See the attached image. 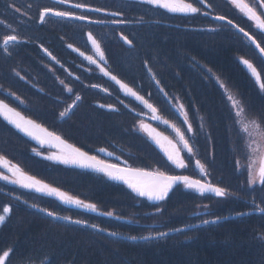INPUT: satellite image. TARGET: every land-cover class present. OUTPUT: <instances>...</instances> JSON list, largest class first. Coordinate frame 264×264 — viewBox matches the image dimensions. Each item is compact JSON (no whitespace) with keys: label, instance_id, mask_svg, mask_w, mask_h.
I'll list each match as a JSON object with an SVG mask.
<instances>
[{"label":"trees","instance_id":"16d2710c","mask_svg":"<svg viewBox=\"0 0 264 264\" xmlns=\"http://www.w3.org/2000/svg\"><path fill=\"white\" fill-rule=\"evenodd\" d=\"M244 1L254 4V0ZM45 2L24 0L21 5L18 2L17 8L23 11V15L28 10L37 22L29 27L32 35L45 34V25L39 24V11L45 7ZM89 2L97 8L122 12L124 20L126 15L142 16L134 19V24L129 27L112 28L108 25L96 28L86 25V28L98 34L99 39L96 40L106 58L102 61L103 65L122 83H127L144 96L158 112L161 110L165 120L172 121L175 116L168 102L169 99L172 102L175 92L181 94L186 108V104L190 105L197 116V138L189 169L178 172L167 161L165 154L140 134L139 111L146 110L116 86L114 92L127 97L129 107L125 108L116 99L114 104L116 102L118 108L79 105L64 121L59 120V113L65 107L52 104L61 90L51 78H45L48 73L44 67L56 68L60 70V75L69 65L70 58L55 46L61 44L60 39H20V44L11 46V55L0 51V100L12 104L11 107L27 118L61 132L78 147H81L80 143H88L95 150L103 147L128 154L132 167L158 169L194 179L207 178L211 184L227 189L228 199L216 197L213 193L199 194L181 184L169 193L166 201L154 203L142 200L130 189L99 174L48 164L39 156H34L33 144L0 117L1 156L18 165L26 174L86 202L95 203L100 213L114 212L120 217L116 219L61 206L62 203L41 194H21L18 192L20 189L0 183V189L9 193L0 192V214L5 206L12 209L4 225L0 226V254L3 250H11L9 260L12 264H47L49 259L51 264H264V239H261L264 238L263 216L207 224L188 229L186 233L176 231L165 238L147 242H128L108 235V232H115L139 238L149 233L155 235L156 230L171 232L202 223V219L210 221L239 213L235 197L236 173L230 158H235L236 152L245 157L244 139L243 150L239 152L236 145V138L240 136L237 132L239 124L234 125L230 119L225 92L220 84H227L232 93L242 100L248 116L262 125L264 121L261 118L264 116L255 110V103L264 99V93L248 77L240 60L252 62L262 71L263 80L264 61L231 26L214 22L204 17L203 12L232 20L253 35L262 47L264 32L256 30L252 20L241 13L231 0H205L204 5L197 0H185L201 8V12L192 16L179 14L172 19L174 24L160 23L169 20L166 14L163 18L155 6H142L138 0H116L114 4L109 0ZM16 3L17 0H0V18L9 21L12 27L19 18L28 23L27 18L11 7ZM88 15L110 19L103 12ZM19 30L15 29L13 34L27 31L24 27ZM121 32L132 41L131 46L120 39ZM9 34V29L0 24V40ZM45 49L56 58V63L59 61L57 65L46 58ZM147 69H151V75ZM78 78V83H82ZM161 89L167 97H162ZM95 94L100 96L98 92ZM13 96L24 98L27 102L35 100L37 104L20 106L11 100ZM44 101L48 102L43 104ZM228 136L234 144L232 153L227 149ZM197 159L205 166L207 177H203L196 168ZM17 195L20 199H16ZM35 200L44 205L35 204ZM33 204L96 224L107 231L98 232L90 227L52 219L31 209ZM157 206L163 211L156 213ZM29 255L31 259L26 261L24 258Z\"/></svg>","mask_w":264,"mask_h":264},{"label":"snow or ice","instance_id":"6c2138e0","mask_svg":"<svg viewBox=\"0 0 264 264\" xmlns=\"http://www.w3.org/2000/svg\"><path fill=\"white\" fill-rule=\"evenodd\" d=\"M55 3L63 5L67 3V0H55ZM138 3L148 6H155L158 9L166 10L168 13L176 14H196L201 12V8L194 6L193 3H186L185 0H138ZM197 3L202 5L205 4V0H197ZM231 3L234 4L241 13H243L249 20L256 22V27L258 30L264 32V18H261V15L257 13L255 8L250 6L248 3H245L244 0H231ZM260 3L264 4V0H260ZM207 7V5H205ZM14 7V6H13ZM73 9H83L87 13H100L103 12L106 17L110 19L107 20H92L88 15L80 14L76 15L71 11H63L58 10L55 7H44L39 11V22L43 24L45 22V18H67L71 20L77 21H87L90 24H111L114 26L125 25L129 23L123 19V13L120 11H109L107 9H101L96 7H91L87 4H73ZM15 11L19 12L20 9L16 8ZM26 15V13H25ZM203 15L208 16L209 13L207 11L203 12ZM212 19L216 21H225L226 17L224 16H214ZM227 25L238 28V31L243 34V37L246 38L248 42L251 43L252 46L256 50H258V54L262 60H264V47L261 46L259 42H257L256 38L253 35H250L248 31L244 28L239 27L238 25H234L233 21L228 19ZM119 31V29H117ZM215 31V29H211ZM120 39L127 45L131 46L132 41L128 39L127 36H124L121 32ZM87 40L91 42L92 48L95 49L96 54L98 55L101 61H104L105 55L101 50V46L98 41L92 36V33H87ZM21 43L20 38L16 34H11L3 37L0 40V51H3L6 55H11L10 48L13 45H18ZM68 48H73V45H67ZM74 51H79L78 49H74ZM47 52V49H45ZM81 56L90 63L97 64V61L93 59L92 56H85L83 52H80ZM48 56L52 58V60H56L54 56L50 52H48ZM243 65L247 67L251 71L252 76L255 78V81L259 84L260 89H264V80L261 78V73L257 70V68L250 62L248 59H242L241 61ZM59 63V61H57ZM104 76H109L112 81H114L117 85H119L120 89L123 90L125 94H129L135 98V100L142 102L147 109L151 112L155 113L157 109L148 102L147 99L142 95H138L136 91L133 90L127 83H122L116 75L110 74L108 71L103 68L100 69ZM148 73L151 75V69H147ZM19 76V73H16ZM77 79H79L77 77ZM219 82V78H217ZM63 84V81H60ZM157 86L159 85V81H156ZM221 88L224 89L225 92V102L229 107V115L233 124H239V129L237 132L239 133L241 130L244 133L251 134L252 129H256L258 127L255 119H249L247 112L240 100H238L235 96H233L228 88L220 84ZM66 87V90L69 94H72V89L70 87ZM92 87H96V85H92ZM106 91V89H105ZM163 91V89H161ZM167 97V94H165ZM19 100V97H16ZM82 98L79 95L74 96L73 104L65 107L63 111L59 113L61 119L69 117L72 109L77 106V102H79ZM169 103L171 100L169 99ZM22 103V101H21ZM101 107H104L101 105ZM184 109L183 104H180L178 109H174L177 114L181 110ZM116 111V109H112ZM0 117H3L8 124L12 125L19 132L23 133L25 136L30 137L34 140L37 145L41 148L48 147L50 149H55V153L51 155L44 156L45 159L49 161H54L62 165L72 166L74 168L91 170L96 173L103 174L108 180L121 182L127 186L131 192L135 193L137 197H146L150 201L163 202L166 201L169 193L173 190L176 185L182 184L187 189L194 190L199 194L204 193H213L216 197H226L229 193L228 190L215 186L211 184L209 181L202 179H193L187 175H171L166 172L159 171L158 169H147L141 167H132L127 163V161L123 162V166H120L118 163H110L105 159H102L99 153H104L108 157L113 156V152L108 151L106 148H98L96 150V154H92L89 150H84V148L78 147L75 144L69 143L66 139H64L60 134L55 131H50L47 127L43 126L41 123H38L36 120L27 118L16 108L11 107L4 100H0ZM264 121V117L261 118ZM163 123L167 124L168 121H163ZM179 136L180 141L183 144V147L187 149L189 154L193 153L192 147L189 145V140L185 138L184 133L181 132L179 128H176L175 125L172 126ZM140 128H142L149 137L160 147V149L165 154L167 161L171 162L178 169L187 168V163L183 159L181 155L180 146L173 142L168 136L163 135L158 132L155 128L150 127L148 124L141 123ZM187 131L192 132V126L190 123L187 124ZM32 151L37 155L41 156L42 152L37 148H33ZM117 159H119L117 157ZM196 166L203 172L204 165L197 159L195 161ZM237 166H239V161H237ZM0 168H6L7 172L10 175H3L0 173V180L6 181L13 185H18L22 189L29 190L31 192L39 193L41 195H45L48 197H53L60 201L62 204L67 206H74L77 209H82L90 212H97V205L95 203L86 202L83 199H80L76 196L70 195L69 193L60 190L57 187H53L44 181L37 179L35 176L26 174L18 165L12 164L5 157L0 156ZM206 175V173H205ZM258 183L261 186V191H264V164L259 167L258 177L254 171L249 170L248 174V183L250 185H255ZM16 199H20V197H16ZM24 203H28L27 200H24ZM264 201L257 203L255 198H252V206L253 210L249 213H240V215H251L254 213L264 214ZM32 207L37 208L39 211L44 212L48 217H51L55 220H64L70 224L81 225L83 227H90L95 229L98 232L107 231L104 228L98 227L96 224H89L85 220L74 219L72 216L61 215L58 212L51 211L47 208L39 207L38 205L33 204ZM12 209L8 206L3 207L2 214H0V226H3L6 219L10 216ZM163 209L160 206H157L156 213L162 212ZM101 215H107L109 217H114L119 219V216H116L114 212L100 213ZM217 220L209 221L207 219H202L203 224L216 223ZM193 227H195L193 225ZM177 232L186 233L187 229H175ZM108 235L115 236L117 233L108 232ZM169 235L166 231L156 230L155 235L149 233L148 235L139 237V239L144 240H158L161 238H165ZM128 239L133 241L137 240V236H129ZM264 239V238H261ZM12 254L11 250H3L2 254H0V264H12L9 260L10 255ZM26 261L31 259V255L24 258ZM47 264H51V260L47 261Z\"/></svg>","mask_w":264,"mask_h":264},{"label":"flooded vegetation","instance_id":"af4514ba","mask_svg":"<svg viewBox=\"0 0 264 264\" xmlns=\"http://www.w3.org/2000/svg\"><path fill=\"white\" fill-rule=\"evenodd\" d=\"M45 2V7H55L58 10H63V11H71L76 15H80V14H93V13H87L84 10L81 9H73L72 5L73 4H77V3H81V4H87L91 7H96L94 5V3L89 2L90 0H67V3L60 5L55 3V0H44ZM110 3L114 4L116 2V0H109ZM144 6V5H142ZM148 6V5H146ZM252 7L255 8V10L257 11V13L259 15H261V18H264V7L262 6V4L260 3L259 0H254V4H252ZM153 8V7H152ZM156 9V11H158L159 15L166 14L167 19L169 20H164V21H160V23H169V24H174V20H172L173 18H175L176 16H178L180 13H176V14H172V13H168L166 10L163 9H158L156 7H154ZM33 9V8H32ZM26 16L31 17L33 19H28L26 24H28L27 26L24 27L25 30L24 32H19L20 35H18V37L20 39H60L61 40V44H56L55 46L60 47L64 53L65 56L70 58L69 60V65L66 66L63 70L64 73L61 72V74L59 75L58 72L60 70H57L56 68L53 67H44L46 72L48 73V75L45 78H51V81H54L56 86H58L61 90L59 96L54 97L56 101L53 102V106H57V107H67L71 104H73L74 102V96L75 95H79L82 99L77 102V106L79 105H83V107H85V105H93V106H101L103 105L104 107H114V108H118L116 102L118 101L121 105L126 107H129V102L127 101V97H123L121 95H116V91L114 92L115 88L114 86L120 88L114 81H112L110 79L109 76H104L103 72L100 70L101 68H103L104 70L108 71L110 73V70L108 68H106L103 65V62L99 59L98 55L95 52V49L92 48L91 46V42L87 40V33L91 32L92 36L96 38L95 35H93V31L89 30L86 28L87 26H92V27H106V26H111L112 28L114 27H129L132 26L134 24V19H139L142 18V16L139 15H126L125 19L126 21H129V23L125 24V25H118V26H114L111 24H90L87 21H77V20H71V19H67V18H59L57 20H50V18H46L45 22L43 24H39L44 26L45 25V34L44 35H32L31 33H29V27L35 23V19L34 16L32 15V13H30V11H26ZM98 15V14H95ZM186 15V14H183ZM188 16H192V14H187ZM90 17V19L92 20H103V19H96V18H92L91 15H88ZM139 17V18H137ZM58 18V17H55ZM164 18V17H163ZM254 28L256 27V22L252 21ZM136 23H140V21H136ZM37 24V22H36ZM35 24V25H36ZM34 25V26H35ZM21 33H24L26 35H21ZM73 45L74 49H78L79 51H74L73 48H68L67 45ZM52 45V43H51ZM54 45V44H53ZM80 52H83L85 56H92L93 59H95L97 61V64H90L85 58L84 56L80 55ZM105 55V53H104ZM46 58L48 60H50L53 64L57 65L56 62H54L51 58L47 57V53H46ZM242 61V59H241ZM248 77H250L253 81L254 79L251 76V71L248 69H245ZM262 74V71H260ZM111 74V73H110ZM77 76L80 77V79L82 80V83H78L79 79H77ZM60 81H63L64 83L61 84ZM92 85H96V87H92ZM70 87L72 89V94H69L66 90V87ZM252 86V85H251ZM255 86L257 88L258 85L255 83ZM247 87L249 88V86L247 85ZM106 89V91H105ZM122 90V89H121ZM95 92H98L100 94V96H96ZM123 92V90H122ZM161 94L163 95L162 97H165L163 91H160ZM124 93V92H123ZM226 95V94H225ZM20 98V97H19ZM238 100H240L242 102V100L239 97H236ZM116 99V102L114 104V100ZM20 100L22 101V103H18V105L20 106H32V105H36L37 101L32 100L27 102V100H25L24 98H20ZM47 100V99H45ZM48 101H44V103H46ZM173 108V111L175 113V116L172 117V121H169V123L175 125L176 128H179L181 130V132L184 133V136L186 139L189 140V145L192 147L193 149V153L189 154L187 152V149H185L183 147L182 142L180 141L179 136L176 134V132H174L170 127L165 126V124L163 123V121H165L163 115H162V111L159 110L158 114L161 117V121L160 122H156L154 120V116L151 112H149L147 109L146 112L144 111H139V115L141 118V123L144 124H148L150 127L155 128L158 132L162 133L165 136H168L169 138H171L173 140V142L177 143L180 146L181 149V155L183 157V159L185 160V162L187 163V168L184 169H178V172H182L185 169H189V161L191 160V157L194 156V148H195V142H196V138H197V134L195 132V130L197 129L195 127L196 125V121H197V116L196 114H194V111L192 110V108L190 107V105L187 108L184 106V101L182 100V96L180 93L175 92L173 97H172V102H170ZM180 104H183L184 109L181 110L179 112V114H177V112L174 109H178ZM243 104V102H242ZM46 105V104H45ZM12 106V105H11ZM47 106V105H46ZM162 106V104H161ZM246 110V109H245ZM64 121V119L62 120ZM167 121V120H166ZM190 123L192 126L193 131L192 132H188L187 131V124ZM46 126V125H45ZM65 126V125H64ZM259 128L263 131L264 133V123L262 125H259ZM142 128H139V130H141ZM50 131H55L58 134H60L64 139H66L69 143H72L68 138H66L61 132H58L56 130H53L51 127L49 128ZM144 133V132H143ZM145 134V133H144ZM146 135V134H145ZM240 136H237L236 140V145H237V150L239 152H242V138L243 135L241 134V132H239ZM264 137V134H262ZM147 136V135H146ZM150 140L151 137H150ZM153 141V140H152ZM33 142L37 145V143L33 140ZM154 142V141H153ZM227 149L230 150V152L232 153L233 150V146L234 144L232 143L231 138L228 136L227 139ZM73 144V143H72ZM155 146L160 150V147L154 142ZM92 144H81L80 146H82L84 148V150H89L92 154H96V150L91 148ZM244 146H245V142H244ZM37 149L41 150V147L39 145H37ZM107 149V148H106ZM49 150H53L55 151V149H50L48 147H43L42 151H49ZM108 151H111L109 149H107ZM112 152V151H111ZM245 157H240V155L238 154V152H236L235 154V164L233 165L231 163V167L232 169L235 171L236 173V204L238 206V211L239 214L240 213H249L253 210V206H252V198H255V200L257 201V203H260L261 201H264V191H261V186L258 183V179H257V184L255 185H250L248 183V174H249V170L251 169L252 171L255 172V174L258 177V172H259V167L264 164V141L263 144L258 148V152H257V156L255 158V156H253L251 150H245ZM100 157L102 159H105L106 161L110 162V163H118L120 164V166H123V162L127 161V163L130 165V162L132 161L131 158L125 154H119L115 151H113V156L112 157H108L107 155H105L104 153H99ZM117 157L119 159H117ZM237 161H239V166H237ZM48 162H53V161H49ZM68 166V165H67ZM71 168H74L72 166H69ZM79 169V168H77ZM82 171H87V172H91L94 174H99L101 176H103V174L100 173H96L93 172L91 170H86V169H79ZM103 178H105L106 180H108L105 176H103ZM110 181V180H109ZM114 182V181H112ZM123 186H126L125 184L118 182ZM225 200L228 199V196L226 197H222ZM264 206V205H262ZM256 216H263L264 215H256ZM243 218H247V217H243Z\"/></svg>","mask_w":264,"mask_h":264},{"label":"rangeland","instance_id":"374dc122","mask_svg":"<svg viewBox=\"0 0 264 264\" xmlns=\"http://www.w3.org/2000/svg\"><path fill=\"white\" fill-rule=\"evenodd\" d=\"M21 1H24V0H17V3L16 4H13V5H11V7L13 8V9H16L17 8V6H18V2H19V5H21ZM14 6V7H13ZM25 11V10H24ZM19 14L21 15V16H23V18L25 17V18H27V19H33V18H31V17H28V16H26L25 14L23 15V11L22 10H20L19 11ZM92 18H96V17H94V16H92ZM1 20H0V24H2V25H4L5 26V29H9V32H10V34L9 35H11V34H13V31L15 32V29H16V31H18L19 29L21 30L22 29V27H25V26H27L28 24H26L25 23V20L24 19H18V22H17V24H15L14 25V27H12L10 24H9V21H7L6 19H4V18H0ZM96 19H98V18H96ZM36 24V20H35V23L34 24H32L33 26ZM19 30V31H20ZM225 84V83H224ZM223 84V85H224ZM225 86L228 88V90H229V92L233 95V91L227 86V84H225ZM233 96H235V95H233ZM16 97L17 96H13V98L11 99V100H13V101H15L16 103H21V100L19 99V100H17L16 99ZM236 97V96H235ZM8 103V102H7ZM10 106L12 105V104H10V103H8ZM243 106H244V104H243ZM14 108V107H13ZM244 108H245V106H244ZM246 109V108H245ZM72 110H74V108L72 109ZM249 117V116H248ZM249 119L251 120V119H254V118H251V117H249ZM7 122V121H6ZM256 123H257V125H258V127L256 128V129H252L251 130V134L249 135L248 133H244L242 130H241V134L243 135V139H244V142H245V150H251V152H252V154H253V156H255V158H256V156H257V152H258V148L263 144V141H264V137H263V135L262 134H264L263 133V131L259 128V125H260V123L256 120ZM10 125V124H9ZM12 128H14L12 125H10ZM49 129V128H48ZM14 130H15V128H14ZM141 131L142 132H144L147 136H148V134L143 130V129H141ZM149 137V136H148ZM150 138V137H149ZM171 139V138H170ZM172 140V139H171ZM39 151H41L42 152V155H41V157L43 158V159H45L44 158V156H46V155H51V154H53V153H55V151H52L51 152V150H49V151H42V148H41V150H39ZM46 160V163H48V164H56V165H61V164H59V163H57V162H48V160L47 159H45ZM65 166V165H64ZM67 166V165H66ZM68 168H71V167H69V166H67ZM0 173H2L3 175H10L8 172H7V169L6 168H0ZM38 179V178H37ZM41 180V179H40ZM43 181V180H42ZM4 182H6V181H3V180H0V183H4ZM8 182H6V183H4V184H6V187H10L9 185H11V186H14V187H16V189H20V190H18V192L19 193H21V194H32L31 193V191H29V190H26V189H22V188H20L18 185H13V184H11V183H8ZM45 183H47V182H45ZM49 184V183H48ZM50 185V184H49ZM52 186V185H51ZM11 188V187H10ZM17 191V190H16ZM24 191V192H23ZM36 194H39V193H36ZM36 194H33V196H35ZM71 195V194H70ZM21 196V195H20ZM43 196H45V195H43ZM45 197H48V196H45ZM48 198H50L49 200H52V201H55V202H57V203H59V204H61V202L60 201H58L57 199H55V198H53V197H48ZM35 202V204L37 203V204H39V205H44L43 204V202H41V201H34ZM61 206H64V204H61ZM65 206H67V205H65ZM93 213H98V210H97V212H93ZM33 258H35V256L33 257Z\"/></svg>","mask_w":264,"mask_h":264},{"label":"bare ground","instance_id":"6f19581e","mask_svg":"<svg viewBox=\"0 0 264 264\" xmlns=\"http://www.w3.org/2000/svg\"><path fill=\"white\" fill-rule=\"evenodd\" d=\"M93 35H95L96 36V38L97 39H99V37H98V34H96L95 32H93ZM255 110L257 111V112H260L263 116H264V99H262V100H258L256 103H255ZM230 160H231V162L232 163H235L236 162V160H235V158H230ZM4 183H6V182H4ZM4 183H2V185L3 186H5L6 184H4ZM8 184V183H7ZM31 209H33V210H35L36 212H38V213H44V212H41V211H39L37 208H35V207H31ZM98 213H100L99 211H98ZM232 216H234V215H232ZM231 217V216H230ZM236 219H238V218H236ZM234 220V219H233ZM58 221H62V220H58ZM203 227V226H202ZM198 228V227H197ZM112 237H114V238H116V239H119V240H123V241H128V242H130V239H128V237H126V236H123L122 234H119V233H117V235H115V236H112ZM137 240H139V238L137 239Z\"/></svg>","mask_w":264,"mask_h":264},{"label":"water","instance_id":"95a60500","mask_svg":"<svg viewBox=\"0 0 264 264\" xmlns=\"http://www.w3.org/2000/svg\"><path fill=\"white\" fill-rule=\"evenodd\" d=\"M208 17L209 18H211L212 19V17H214V16H212V15H208ZM212 20H214V19H212ZM214 21H216V20H214ZM216 22H219V23H225V24H227V19L225 20V21H216ZM235 25V24H234ZM235 28V27H234ZM236 29V31L239 33V34H241L242 36H243V34L242 33H240L239 31H238V28H235ZM254 47V46H253ZM256 50V49H255ZM257 52H258V50H256ZM142 103V102H141ZM143 104V103H142ZM144 105V104H143ZM145 106V105H144ZM146 107V106H145ZM147 108V107H146ZM149 110V109H148ZM150 111V110H149ZM153 113V112H152ZM156 117H157V114H156V112L155 113H153ZM157 119H159V118H157ZM204 173V172H203ZM254 214H257V213H254ZM243 216H248V214H245V215H235V216H231V217H229V218H224V219H218V221L216 222V223H221V222H224V221H226V220H233V219H236V218H240V217H243ZM217 220V219H216ZM64 221V220H63ZM213 221V220H212ZM211 224H213V223H211ZM207 224H198V225H194L195 227H193V226H191V227H188V228H184V229H192V228H197V227H202V226H206ZM176 231H173V232H169V235H171V234H173V233H175ZM168 235V236H169ZM133 241V240H132ZM142 241H148V240H144V239H139V240H135V242H142Z\"/></svg>","mask_w":264,"mask_h":264}]
</instances>
